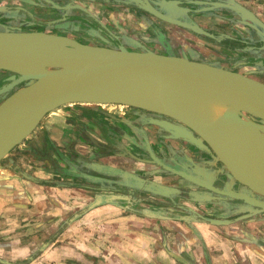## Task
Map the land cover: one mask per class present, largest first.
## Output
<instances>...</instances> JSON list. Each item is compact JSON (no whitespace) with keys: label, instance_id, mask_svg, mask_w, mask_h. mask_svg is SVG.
<instances>
[{"label":"crops","instance_id":"0c3cea01","mask_svg":"<svg viewBox=\"0 0 264 264\" xmlns=\"http://www.w3.org/2000/svg\"><path fill=\"white\" fill-rule=\"evenodd\" d=\"M241 2L264 21V0ZM197 15L206 25L205 13ZM63 107L0 161V264H264V216L225 225L197 216L223 220L233 212L202 202L216 177L193 159L195 150L177 142L158 148L163 157L185 154L176 179L174 170L136 161L129 146H118L108 129L113 118L102 119L107 124L99 130L88 124L97 116L79 119ZM128 112L123 123L133 120ZM195 177L202 186L190 181Z\"/></svg>","mask_w":264,"mask_h":264},{"label":"water","instance_id":"95a60500","mask_svg":"<svg viewBox=\"0 0 264 264\" xmlns=\"http://www.w3.org/2000/svg\"><path fill=\"white\" fill-rule=\"evenodd\" d=\"M69 1L74 3L73 0ZM115 2L146 11L160 20L215 40L229 37L227 34H213L205 30L190 18L189 12L192 13L193 10L183 5L199 3L203 5L201 7L203 11L208 8V0H159L154 6L147 0H116ZM74 4L76 8L87 12L83 6ZM212 4L237 15L240 23L257 30L262 37L260 47L264 49V22L251 10L235 0H228L225 3L212 2ZM66 7L64 5L62 8ZM12 8L28 14L33 21L46 26L58 21L35 20L31 12L23 7L0 5V11ZM45 35L48 36L47 40L41 45H36L37 47L29 52L20 49L16 44L0 41V70L13 72L0 84V95L7 93L21 82H27L0 101V127L9 128L14 133L9 142L0 145V160L31 133L46 113L66 103L84 102L86 99L82 95L83 92L94 80L103 78L123 80L131 85V102L124 105L154 113V116L142 121L144 124H154L167 132L169 137L184 140L210 153L217 160L209 139V132L213 130L206 110L187 114L176 108L175 104L172 105L161 96L163 94L160 91L164 83L203 84L213 89L220 104L236 108L247 120L252 121L244 112L264 122V82L226 69L217 62L205 61L201 56H194L191 52L186 54L154 51L137 41L134 44L140 47V50L82 43L67 35L52 32ZM50 39L60 41V46L67 49L68 54L61 55L53 50ZM23 65H30L42 74L37 78L21 77L14 71V66ZM40 80L50 87L41 102H32L23 98L22 94L18 96L26 88L35 87ZM250 188L264 195L263 185L253 181ZM234 196L236 199L244 198L241 195ZM200 218L211 223L217 222L204 216Z\"/></svg>","mask_w":264,"mask_h":264},{"label":"flooded vegetation","instance_id":"af4514ba","mask_svg":"<svg viewBox=\"0 0 264 264\" xmlns=\"http://www.w3.org/2000/svg\"><path fill=\"white\" fill-rule=\"evenodd\" d=\"M48 1L46 3L33 2L36 3L35 5L33 3L31 4L29 0H14L9 2V5L11 4L12 7H14L19 6L16 4H20V7H23L31 12V14L35 17V20L44 22L58 20L57 22H54L52 25H50V27L55 28V32L52 33L67 35L82 43L102 45L106 47L122 46L130 50H140V47H137L134 44L135 40L139 38L136 37L130 29V22L133 15L131 6L118 4L115 2L116 0H73L72 2L87 9V12H84L76 7H72L73 4L69 0H53L54 3L56 2V6H52V0ZM147 1L150 5L154 6L155 2H158L159 0ZM208 1V8L203 11H198L203 6L199 3L183 5H187L188 7L190 6V8L193 10L192 13L189 12L191 19L192 14L195 15L201 12H204L205 15L210 14V20L213 22L209 21V25H218V27L215 28V26H207L208 24L205 26L198 22L195 17L193 20L205 30L213 34L223 33L229 35V37H222L218 40H215L206 36H199L198 34L188 30L187 32L191 34L192 38H181L189 45L195 47L196 50L199 49L198 51L203 54L206 60L218 62L226 69L242 73L264 82V49L260 47L262 44V37L258 34L257 30L240 23V18L237 15L212 4V2L225 3L228 2V0ZM235 1L243 5L241 0ZM64 5L67 6L65 9L62 8ZM90 6H92V8H90ZM243 6L251 10L246 5ZM88 7L91 10H88ZM102 8L103 10L107 8L108 11L101 12L100 9ZM196 10L198 12H195ZM96 11L99 13L101 12V14L99 15V13ZM252 12L254 13V11ZM65 16L70 17L66 18ZM256 16L261 19L260 16ZM128 19H130L129 22H127ZM4 30H38L50 32L47 31L48 29L46 25L36 23L31 18H29L28 14L15 8L4 9L0 11V31ZM198 39L203 40V45L198 42ZM12 74L13 72L0 70V84ZM26 83L27 82H21L15 85L7 93L0 95V101H2L7 95L16 89L24 86ZM118 105L124 106L125 108L124 110H119V112L114 114L115 117H113V121L109 124L108 129L116 137H118V140H116L118 146H126L125 144L122 145V140H125L124 142L126 144L129 142L130 145H128V149L131 151L134 160L140 161V159H143L151 163L153 162L154 165L158 164V167L161 170H174V172H176L174 174L176 179H181L182 176L178 173L182 172V167L179 163L186 162L185 154L183 152H179L182 151V149H178L174 152V154L172 152L167 157H163L162 154L158 153V148L168 149V147H172V142H177L180 148L186 147L195 150L196 156H194L193 159L198 161L200 164L206 165L207 170L204 168L206 170L205 172L211 173L212 176L214 175V177H216L214 189L205 186L207 188L206 190L208 195L202 202L206 203L205 205L208 206V208H210L209 204L213 203L214 208L219 207V210L233 212L229 218L219 220L220 224L218 225L244 222L249 219L259 217L261 218L264 216V195L255 192L250 187L230 177L223 164L214 156L184 140L169 137L167 132L154 124H144L142 122L147 117L154 116V113L124 104ZM126 110L129 111V116H132V124L122 122V117L120 116L123 115L125 113H123V111ZM244 114L253 121L261 122L260 118L251 116L246 112H244ZM160 117L162 119L174 121L173 119L165 116H159V118ZM129 126H136V129L133 130V128H128ZM75 129L82 131V134L79 138L80 141L86 142L89 140L87 132L84 130L83 126L80 124L78 126L76 125ZM126 136H128L127 139ZM100 145L103 146V143H100ZM198 163H196V167L201 168ZM193 172L194 171H192V173ZM198 177H195L194 180L190 181L193 184L200 186L201 184L198 185V183L201 182L198 179L201 178ZM182 179L185 178L183 177ZM234 195H241L244 198L236 199ZM189 210L191 212H195L191 208ZM196 214L198 217L203 216V214L198 212H196ZM207 222L210 223L209 221Z\"/></svg>","mask_w":264,"mask_h":264},{"label":"bare ground","instance_id":"6f19581e","mask_svg":"<svg viewBox=\"0 0 264 264\" xmlns=\"http://www.w3.org/2000/svg\"><path fill=\"white\" fill-rule=\"evenodd\" d=\"M0 33V41L16 44L29 52L36 45L43 44L48 38L45 34L50 32L5 30ZM50 44L59 54H68V50L60 46V41L50 39ZM14 67L21 77L37 78L42 74L30 65ZM49 90L50 87L40 80L35 87L26 88L18 96L22 94L23 98L38 103ZM160 93L166 101L187 114L205 109L212 122L210 142L228 175L248 187L253 181L264 186V122L247 120L236 108L220 104L213 89L200 83H164ZM82 95L86 99L83 103L126 104L131 102L132 87L123 80L103 78L94 80ZM13 136L9 128L0 127V145L9 142Z\"/></svg>","mask_w":264,"mask_h":264},{"label":"rangeland","instance_id":"374dc122","mask_svg":"<svg viewBox=\"0 0 264 264\" xmlns=\"http://www.w3.org/2000/svg\"><path fill=\"white\" fill-rule=\"evenodd\" d=\"M4 1L6 3H8V2H11L14 0H4ZM185 6H187V5H185ZM131 8H132V14L133 15H132V20L130 22L131 23L130 29H131V32L134 33L135 36L139 38L135 41L139 42L140 44H142L146 48L154 50V51L178 52V53H186V54H188V52H191L192 55H194V56H197V55L201 56L200 54H198L197 51L189 48V44L186 43V41L182 40L181 36H177V32H184V34H185V32H187L188 29L182 28V27L174 25V24H170L168 22L160 20L159 18H155L154 15L152 16V14H150L146 11L139 10L137 8H134V7H131ZM201 10L202 9H200V11ZM201 13H204V12H201ZM209 15L206 14V16H202V18L203 17L205 18L204 20L206 21V24H208L207 26H213V24L209 25V23H208L209 21L213 22L210 20L211 17ZM198 16L199 15H197V14L191 15L192 19L194 17H198ZM129 20L130 19H128L127 22H129ZM202 24L205 25V23H202ZM46 27L48 29L47 31L55 32V30H54L55 28H52L50 26H46ZM216 27H218V25H216L215 28ZM189 36H191V34H189ZM199 36H203V35H199ZM185 37L188 38V36H185ZM198 41H200V43L203 45V43H204L203 40L199 39ZM133 47H136V46H133ZM112 104H116V105H112ZM64 106L65 107H63L61 109L64 112L68 111L69 108H73V110L76 112L78 111L77 112L78 116H76V118L78 117L79 119H82L85 117L86 118H93L94 116H97V118H99L98 120L89 119L90 121L88 124H90L91 127H93V126L98 127L97 129H99V130H101L103 128L102 125L105 124V126H106V124H107V121H105V120L102 121V119H105L108 117L113 118V116H115L114 114L119 112V110H124V108H125L124 106H119L118 103L85 104L83 102H81V103L73 102V103H68V105L66 104ZM50 112L51 111H49L45 116H48V114H50ZM92 115H93V117H92ZM45 116L40 119L39 123L32 130V132H35L36 129L40 128L41 122L43 121ZM98 123H100V125ZM108 126H109V124H108ZM31 133L27 137H29L31 135ZM27 137H25V138H27ZM23 140H25V139H23ZM23 140L19 144L23 143L24 142ZM116 140H118V137L116 138ZM124 141L125 140H122V142H121L122 145L123 144H125L126 146L130 145L129 142H127L128 144H126ZM19 144H17V145H19ZM17 145H15V146H17ZM211 220H214L217 222L216 223L210 222V224H217V225L220 224L219 220H215V219H211ZM246 221H244V222H246ZM221 223H224V222H221Z\"/></svg>","mask_w":264,"mask_h":264}]
</instances>
